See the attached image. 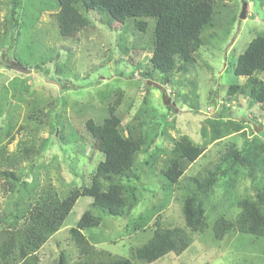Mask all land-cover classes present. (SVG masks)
<instances>
[{
  "label": "rangeland",
  "instance_id": "374dc122",
  "mask_svg": "<svg viewBox=\"0 0 264 264\" xmlns=\"http://www.w3.org/2000/svg\"><path fill=\"white\" fill-rule=\"evenodd\" d=\"M8 1L1 0V18L7 15ZM243 2L246 3L245 16L240 17ZM214 5V25L202 32L206 42L194 54V62L187 63L185 70L176 71L173 82L169 83L173 86V98L165 96V83L159 81V73L151 68L148 60L154 25L152 17L146 18L148 27L140 32L131 20L122 24L109 19L107 15L89 11V24L72 37H63L58 33L54 10L41 12L34 27L29 28L25 36L28 43L34 42L37 54L49 52L52 55V59L44 66L48 74L44 75V71L31 67L28 72L13 69L11 62H17L13 55L15 47L8 45L2 49L5 50V55L0 57V93L3 92L2 84H10L15 76L24 79L29 89L21 94L15 92V96L8 94L2 97V93L0 94V150L2 147L6 153L15 151L16 143L20 139L23 140L22 146H27L32 142L37 145L47 138V147L45 146L41 156L33 163V172L38 175L37 190L40 191L42 187L52 183L62 198L73 187L90 184L102 154L93 147L92 138L84 123L88 117L99 123L107 115L104 108L108 98L112 100L118 94L121 98L117 112L123 126L133 115L134 109L138 108L143 97H147L149 105L157 109L160 118L169 113L168 120L172 122L168 129L170 137L176 139L181 135H188L194 142H200V128L204 125L209 133L210 126L206 120L222 109L220 102L218 105L217 103L219 99H223L228 103L234 102L231 109L227 110L225 107L223 110L233 111L232 117L244 122L247 139L257 137L259 141H264V107L258 108L254 104L249 106L246 97L237 98L227 94L229 84L244 81V77L233 73L238 55L252 38L264 32V0H215ZM23 8L19 11L24 12ZM55 63L64 70L61 77L54 71ZM170 90L171 88L167 92ZM176 91L179 94L177 97ZM172 103L178 108H171ZM235 103L236 108H233ZM209 105L213 109L214 105L216 107L207 113L205 108ZM40 106L48 112L42 119L49 125L26 118ZM62 115L64 117L60 119ZM252 116L257 118L253 120ZM7 120L13 122L12 141H8L9 136L4 132V122ZM53 122L62 125L57 129L60 128L57 137ZM170 137L157 138L156 146L169 147L172 143ZM244 139L241 132H233L207 144L202 154L187 167L168 196L161 211L162 222L184 226L181 197L184 195L182 188L189 182L188 177L203 171L206 166H212L231 145L237 149L242 148ZM63 143L72 145L74 149L66 148ZM165 156L160 152L151 168L145 164L147 154L138 156L137 171L143 177L142 183L151 190H143L142 200L132 209L130 216L114 217L104 214L101 215L99 225L84 228L82 233L91 244L136 262L130 251L146 242L151 236V230L148 227L135 230L130 220L145 212L152 204H159L166 195L159 176ZM245 170L238 175L235 187L232 188L233 195L229 197L222 195L225 192L223 179L218 181L207 207L210 217L207 218L208 226L203 232L191 235L192 240L185 250L180 254L169 252L150 263L136 264H264L262 239L236 233L217 240L212 234L215 215L222 213L229 218L235 217L238 209L231 201L251 192L250 176ZM22 172L24 180L32 181L34 173L28 169V165ZM152 186L154 187L151 188ZM21 193L7 192L0 179V217H7L14 210L15 201L20 199ZM88 209L99 214L89 196H79L60 228L38 250L39 264H54L62 249L69 254L70 263L77 260L78 254L69 239L68 231ZM4 226L0 222V229Z\"/></svg>",
  "mask_w": 264,
  "mask_h": 264
},
{
  "label": "trees",
  "instance_id": "16d2710c",
  "mask_svg": "<svg viewBox=\"0 0 264 264\" xmlns=\"http://www.w3.org/2000/svg\"><path fill=\"white\" fill-rule=\"evenodd\" d=\"M214 4L215 0H9L7 15L0 17V57L5 55L3 46L15 47L14 58L23 67H31L44 71V75L48 74L44 66L52 59V55L49 52L37 54L34 42L28 43L25 36L28 29L34 27L41 12L47 10H54L58 33L63 37H72L87 26L89 11L107 15L109 19L122 24L131 20L140 32L148 27L146 18L152 17L154 25L148 60L151 68L159 73V81L165 83V96L173 98V86L169 83L173 82L176 71L185 70L187 63L194 62V54L206 42L202 32L214 25ZM22 7L24 12L19 11ZM56 64L54 71L61 77L64 70ZM233 73L244 77V81L229 84L227 94L246 97L249 106L254 104L258 108L264 107V32L252 38L238 55ZM2 88V97L8 94L15 96V92H27L29 85L24 79L15 76L10 84H2ZM175 96H179L177 91ZM120 98L119 94L112 100L108 98L104 108L107 115L104 114L99 123L92 117L85 120V129L92 138L93 147L102 154V159L97 162L89 185L73 187L62 198L52 183H48L40 191L37 190L38 175L33 172V163L47 147V138L37 145L32 142L27 146H22L23 140L20 139L16 143L15 151L10 153H6L1 147L0 179L4 183V190L22 192V196L15 201L16 206L7 215L8 218L6 215L0 217V222L5 224L0 229V264H39L38 250L60 228L79 196H89L99 214L88 209L81 214L76 225L69 228V239L75 246L77 260L70 263L69 254L62 249L54 264L150 263L169 252L180 254L190 244L193 233L203 232L207 228V207L218 181L223 179L225 192L222 195L229 197L233 195L232 188L244 169L250 176L251 192L231 201L238 209L235 217L229 218L222 213L215 215L212 234L217 240L239 233L264 241L263 140L259 141L257 137L248 140L244 132V122L235 120L232 117L233 111H224L225 105L206 120L210 126L209 133L204 125L200 128V142H194L188 135L173 139L168 133L172 123L168 120L169 113L167 112L168 116L165 113L160 118L157 109L149 105L147 97H143L138 108L134 109L133 115L123 126L117 112ZM174 106L178 108L172 103L171 108ZM47 114L40 106L26 118L49 125L42 119ZM63 117L62 115L60 119ZM252 118L255 120L257 117ZM53 124L57 137L60 128L57 129L62 125L58 122ZM4 126L5 135L9 136L8 141H12L13 122L7 120ZM233 132L242 133L245 137L244 146L237 149L231 145L212 166H206L203 171L188 177V184L182 188L184 195L181 197V213L184 226L162 222L161 211L187 167L202 154L207 144ZM162 136L172 140L169 147L156 146L157 138ZM62 145L74 149L72 145ZM160 152L166 155L159 172L166 195L159 204H152L145 212L130 220L135 230L146 227L151 230L150 238L130 251L136 262L95 247L83 235L82 230L99 225L101 215L104 214L114 217L130 216L132 209L142 200L143 190H151L142 183L143 177L137 171V158L140 154H147L145 164L151 168ZM27 165L34 173L30 182L23 179L22 171Z\"/></svg>",
  "mask_w": 264,
  "mask_h": 264
},
{
  "label": "water",
  "instance_id": "95a60500",
  "mask_svg": "<svg viewBox=\"0 0 264 264\" xmlns=\"http://www.w3.org/2000/svg\"><path fill=\"white\" fill-rule=\"evenodd\" d=\"M245 5H246V3L245 2H243V4H242V8H241V12H240V17H244L245 16ZM11 65L13 66V69H15V70H17V71H19V72H28V71H30V69L29 68H25V67H23L20 63H18V62H14V61H12L11 62Z\"/></svg>",
  "mask_w": 264,
  "mask_h": 264
},
{
  "label": "built area",
  "instance_id": "2783aa9c",
  "mask_svg": "<svg viewBox=\"0 0 264 264\" xmlns=\"http://www.w3.org/2000/svg\"><path fill=\"white\" fill-rule=\"evenodd\" d=\"M219 102H220V104H221L220 106L225 105L226 107H230L231 104L233 103V102L228 103L226 100L223 101V99H220V100L218 101L217 105L219 104ZM215 107H216V105H214V109H213L212 105H209V106H207V107L205 108V111H206L207 113L212 112L213 110H215ZM232 107L234 108V104H233ZM230 108H231V107H230Z\"/></svg>",
  "mask_w": 264,
  "mask_h": 264
},
{
  "label": "clouds",
  "instance_id": "9594fccd",
  "mask_svg": "<svg viewBox=\"0 0 264 264\" xmlns=\"http://www.w3.org/2000/svg\"><path fill=\"white\" fill-rule=\"evenodd\" d=\"M149 54H150V52H149ZM144 56H142V58H143ZM220 100V99H219ZM231 102H233V101H231ZM234 103V102H233ZM234 106H235V108H236V103L234 104ZM207 107V106H206Z\"/></svg>",
  "mask_w": 264,
  "mask_h": 264
}]
</instances>
